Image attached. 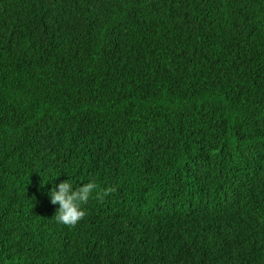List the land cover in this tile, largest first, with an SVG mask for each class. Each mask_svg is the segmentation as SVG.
I'll use <instances>...</instances> for the list:
<instances>
[{"label":"trees","instance_id":"obj_1","mask_svg":"<svg viewBox=\"0 0 264 264\" xmlns=\"http://www.w3.org/2000/svg\"><path fill=\"white\" fill-rule=\"evenodd\" d=\"M0 264H264V0H0Z\"/></svg>","mask_w":264,"mask_h":264},{"label":"clouds","instance_id":"obj_2","mask_svg":"<svg viewBox=\"0 0 264 264\" xmlns=\"http://www.w3.org/2000/svg\"><path fill=\"white\" fill-rule=\"evenodd\" d=\"M113 192L115 188L111 186L99 188L93 180L76 185L67 179L55 185L47 195L52 205H58L54 215L55 221L74 227L86 215L84 205H87L90 198L95 196L97 201L102 202Z\"/></svg>","mask_w":264,"mask_h":264}]
</instances>
